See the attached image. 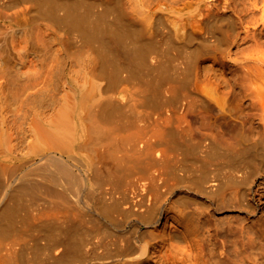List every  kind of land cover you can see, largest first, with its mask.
Masks as SVG:
<instances>
[{
  "label": "bare ground",
  "instance_id": "1",
  "mask_svg": "<svg viewBox=\"0 0 264 264\" xmlns=\"http://www.w3.org/2000/svg\"><path fill=\"white\" fill-rule=\"evenodd\" d=\"M258 1L0 0V264H264Z\"/></svg>",
  "mask_w": 264,
  "mask_h": 264
},
{
  "label": "rangeland",
  "instance_id": "2",
  "mask_svg": "<svg viewBox=\"0 0 264 264\" xmlns=\"http://www.w3.org/2000/svg\"><path fill=\"white\" fill-rule=\"evenodd\" d=\"M258 10H256V40H261L258 45L256 43V55H263L264 56V32H263V24H262V11L261 9L264 7V0H259L258 1ZM261 2V3H260ZM260 4V5H259ZM259 21V22H258ZM261 21V22H260ZM261 23V24H259ZM262 25V26H261ZM262 27V28H261ZM258 29V31H257ZM261 31V32H260ZM263 32V33H262ZM259 36V37H258ZM262 37V38H261ZM257 42V41H256ZM259 132V133H257ZM256 140H260V141H263L264 140V130L262 131H259V130H256ZM263 183V181L261 179L258 180V184H261ZM258 189V187L256 186V190ZM231 191L230 190H226L225 193L228 194L230 193ZM202 199L205 200V203H208L210 205V216L213 217L214 219H216L217 222H220V221H224V222H228V221H231L232 219L234 220V223L235 224H239L240 226H245L248 228L249 224L251 223H254L256 221V217L253 218V220L250 222H248L246 220V215L243 213V211H237L236 209H226V210H220L218 208H215L217 205H218V200H219V197L216 196V197H209V196H205V197H202ZM230 198L227 197L226 198V203L229 204L230 203ZM191 203V202H190ZM194 205H197L199 206L200 204H194ZM264 212V209L261 207V212L258 214V217L261 215V213ZM224 225L227 227V224L224 223ZM230 239H234V238H237L239 240L242 239L241 235L239 233H234L233 236H230L229 237ZM264 243V242H263ZM263 251V247L261 246V248L259 247L257 249V251ZM256 249L255 251L253 252L251 249H245V248H242V251H240V257L239 258H242V262L241 264H256ZM230 257L232 259H236L237 258V254H232L230 253ZM223 260H225L227 257L226 255L222 256ZM263 259H260V262H262ZM226 264H237V263H233L232 261H227Z\"/></svg>",
  "mask_w": 264,
  "mask_h": 264
}]
</instances>
